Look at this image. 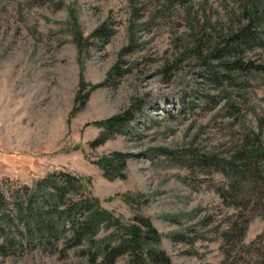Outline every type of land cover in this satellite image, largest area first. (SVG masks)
Listing matches in <instances>:
<instances>
[{
  "label": "rangeland",
  "instance_id": "1",
  "mask_svg": "<svg viewBox=\"0 0 264 264\" xmlns=\"http://www.w3.org/2000/svg\"><path fill=\"white\" fill-rule=\"evenodd\" d=\"M252 2L0 0V195L14 217L9 230L0 219V244L19 240L0 264H89L83 247L63 252L69 225L18 235L24 188L62 173L123 225L148 218L171 264H258L264 214L220 197L232 184L221 164L255 140L264 147V23L249 33L255 44L230 41ZM255 8L263 14L264 0ZM234 52L247 68L227 74L217 58ZM126 115L102 138L100 123ZM105 162L124 169L107 178ZM235 223L242 241L227 244Z\"/></svg>",
  "mask_w": 264,
  "mask_h": 264
},
{
  "label": "trees",
  "instance_id": "2",
  "mask_svg": "<svg viewBox=\"0 0 264 264\" xmlns=\"http://www.w3.org/2000/svg\"><path fill=\"white\" fill-rule=\"evenodd\" d=\"M252 1L251 5L247 3L244 8L249 17L247 27L230 39L243 44V47L255 44L256 40L251 39L249 33L264 23V12L260 15L255 8V0ZM95 36L103 40L106 32L99 29ZM238 54L234 52L232 60L217 58L219 66L227 74H238L247 68L237 59ZM209 74L215 81L219 80L214 70L210 69ZM83 98L85 100L86 97ZM129 117L118 116L100 123L98 126L104 130L102 138L107 139L119 133L127 125ZM238 162L236 158L221 164L232 184L227 186V190L220 191V197L226 204L237 208L247 209L255 202L256 209L264 214V179L260 169L264 165V147L259 140H255L251 149L243 151L242 159ZM199 163L219 165L220 162L202 160ZM121 165L124 169V164L120 163ZM120 166L105 162L102 167L106 177L112 178L122 170ZM24 190V201L14 204L17 220L26 227L25 234L17 231L20 237L23 238L27 233V236H31L33 232L40 234L39 236L46 234L50 237L69 225L71 236L67 242L70 244L63 252L69 248L83 247L81 254L87 258L89 264H96L97 261L100 264H116L123 257L129 258L128 264H171L170 258L160 249L162 237L148 218L137 216L132 224L123 225L109 212L100 208L97 201L85 195L83 184L75 176L53 174L39 182L36 189ZM240 197H244L242 201L238 199ZM0 206V219L9 230L14 217L8 213V203L1 195ZM103 231H110V234L99 240L98 236ZM243 234L242 226L235 223L224 234V239L227 244L233 241L241 243ZM16 241L19 240L7 238L0 244V254L6 257L7 251L18 244ZM257 253L258 264H264V248Z\"/></svg>",
  "mask_w": 264,
  "mask_h": 264
}]
</instances>
